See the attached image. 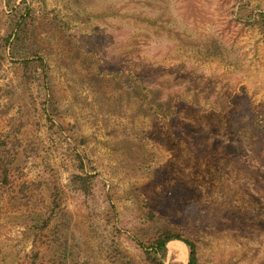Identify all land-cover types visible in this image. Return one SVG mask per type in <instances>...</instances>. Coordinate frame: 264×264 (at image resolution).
I'll use <instances>...</instances> for the list:
<instances>
[{"label": "rangeland", "instance_id": "1", "mask_svg": "<svg viewBox=\"0 0 264 264\" xmlns=\"http://www.w3.org/2000/svg\"><path fill=\"white\" fill-rule=\"evenodd\" d=\"M22 1L0 0V137L16 157L8 186L0 174V264H151L137 240L164 231L202 264H264V148L241 113L248 95L264 122V33L239 20L264 0H175L180 19L174 0H27L34 17L16 32ZM34 54L49 92L39 64H22ZM108 73L179 101L199 153L143 110L140 84ZM77 151L90 195L69 187ZM188 255L171 243L165 263Z\"/></svg>", "mask_w": 264, "mask_h": 264}, {"label": "trees", "instance_id": "2", "mask_svg": "<svg viewBox=\"0 0 264 264\" xmlns=\"http://www.w3.org/2000/svg\"><path fill=\"white\" fill-rule=\"evenodd\" d=\"M238 1L241 3L245 2V0H238ZM21 6L22 7L20 11H17V13L13 16L14 28L18 29L16 30V32H19L20 29L26 27L27 20L29 18L34 17L35 14V9L32 8V6L28 3L27 0H23ZM239 20L241 22H245V24L248 26H252V25L259 26V28L264 33L263 12L254 11L251 14V16L247 17V19L243 17L240 18ZM61 26L62 29H64L65 23H61ZM14 36L17 37L18 33H14V35L12 34L4 39V42L8 46H10V48ZM33 57L34 59H31L29 57L28 58L22 57V62H23L22 64L24 65L25 69H29V66L32 62L39 64L38 68L42 71L44 77L43 78L44 86L49 92L51 87L48 83L49 75L47 73L46 59L38 54H34ZM2 60L3 58L0 57V66ZM107 75L114 81L120 82L122 86L128 88H131V86H127L128 85L127 83L132 85L140 84L142 89L141 92L143 93V97H144L143 110L149 115L158 117L162 121L171 123L173 125L174 131L179 135V137L182 138L185 142H187L190 145V148L194 152L199 153V149L197 148L195 139L189 133L188 129L179 123V119H178V109L180 105L179 101L171 102L169 105L157 103L152 90L148 87H145L141 82V79L135 74H129L128 78H126L122 74H117V73H108ZM127 80L129 81L127 82ZM245 90H246L245 88L242 89V91ZM242 104L244 106L243 107L244 110L241 113L243 116L244 115L247 116V119L249 121L248 124L250 125L252 131L255 133L257 137L258 145L261 148H264V122L262 121L261 116L254 107V101L248 95H244V97L242 98ZM48 114H49L48 118L52 126L62 129L61 125H57L54 122L53 120L54 116L51 115V113ZM75 156L76 159L78 160L77 168L80 173L74 174L72 176L69 187L75 192H80V193H84L85 195H90L91 177L88 176L89 161H87L86 156L82 155L79 151H77ZM15 162H16V157L14 153L9 151L6 140L0 137V174L2 176V184L4 186H8L11 182V168ZM58 198H59L58 193L55 191V193H53L54 209L59 207ZM151 217L154 218L152 214ZM53 218H54V211L52 210L51 215L47 219L43 220L42 224L39 227H35V229L40 231H45L49 227ZM174 242L183 243L188 248L189 255H188L187 264H202L199 255L198 245L195 242L186 239L180 233H174L171 231L161 232L158 234L157 239L150 246L137 240L138 245L142 249H144L147 260L151 264H166L165 259L167 258L169 253V245ZM38 258L39 256L35 254L33 257L32 264H37L36 262ZM52 262H53L52 264H67V256L64 254ZM41 264H45V263H41ZM127 264H131V263L128 262ZM177 264H183V263H177Z\"/></svg>", "mask_w": 264, "mask_h": 264}, {"label": "clouds", "instance_id": "3", "mask_svg": "<svg viewBox=\"0 0 264 264\" xmlns=\"http://www.w3.org/2000/svg\"><path fill=\"white\" fill-rule=\"evenodd\" d=\"M171 15L174 19H180V17H181L180 8L176 5L175 0H174V5L171 9Z\"/></svg>", "mask_w": 264, "mask_h": 264}]
</instances>
